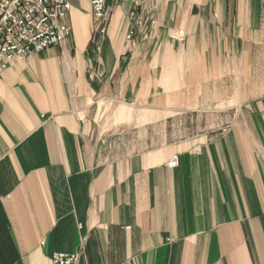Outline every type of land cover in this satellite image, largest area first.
Returning a JSON list of instances; mask_svg holds the SVG:
<instances>
[{"label": "crops", "instance_id": "obj_1", "mask_svg": "<svg viewBox=\"0 0 264 264\" xmlns=\"http://www.w3.org/2000/svg\"><path fill=\"white\" fill-rule=\"evenodd\" d=\"M138 1L0 77V264H264V0Z\"/></svg>", "mask_w": 264, "mask_h": 264}, {"label": "built area", "instance_id": "obj_2", "mask_svg": "<svg viewBox=\"0 0 264 264\" xmlns=\"http://www.w3.org/2000/svg\"><path fill=\"white\" fill-rule=\"evenodd\" d=\"M134 2L140 5V1ZM91 6L95 32L103 36L111 16L109 0H91ZM71 10L72 0H0V77L14 61H24L65 43L72 36L68 23ZM134 36L135 30L131 29L127 39L133 41ZM184 36L180 30L178 41H183ZM177 165L175 157L170 166ZM83 258L84 249L74 254L57 253L53 264H82Z\"/></svg>", "mask_w": 264, "mask_h": 264}, {"label": "rangeland", "instance_id": "obj_3", "mask_svg": "<svg viewBox=\"0 0 264 264\" xmlns=\"http://www.w3.org/2000/svg\"><path fill=\"white\" fill-rule=\"evenodd\" d=\"M231 121V115L226 112H197L181 115L169 123L168 126L174 128V131L170 133L168 138L177 140L184 138L187 133H193V131L199 133L214 131L220 127L225 128L229 126ZM159 126H161V124Z\"/></svg>", "mask_w": 264, "mask_h": 264}]
</instances>
